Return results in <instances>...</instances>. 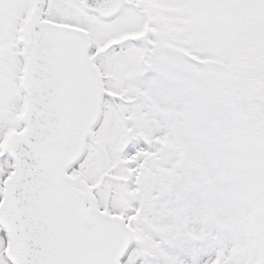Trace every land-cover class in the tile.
Listing matches in <instances>:
<instances>
[{"label": "snow or ice", "instance_id": "snow-or-ice-1", "mask_svg": "<svg viewBox=\"0 0 264 264\" xmlns=\"http://www.w3.org/2000/svg\"><path fill=\"white\" fill-rule=\"evenodd\" d=\"M144 20L136 0H0V264H128L146 145L122 139L124 90L146 67ZM217 257L255 259L200 260Z\"/></svg>", "mask_w": 264, "mask_h": 264}, {"label": "rangeland", "instance_id": "rangeland-1", "mask_svg": "<svg viewBox=\"0 0 264 264\" xmlns=\"http://www.w3.org/2000/svg\"><path fill=\"white\" fill-rule=\"evenodd\" d=\"M149 1L156 3L136 0L142 10ZM158 1L166 8L154 11L162 15L161 24L145 29L172 50L146 60L141 75L154 65L160 77L141 85L131 80L124 90L130 93L127 99H153L126 109L129 117L143 121L136 140L146 145L131 158L143 157L135 186L125 189L127 206L135 204L136 214L128 222L139 243L128 264L137 257L140 264H193L194 259L204 264L218 251L231 253L234 245L254 257V264H264V200L259 203L264 197V0H253L254 5L240 0L245 6L237 0ZM232 1L236 8L226 16ZM224 3L223 24L216 9ZM206 5L207 13L199 14ZM248 8L256 16V35ZM239 17L247 23L242 37L247 46L236 55L230 23L241 25ZM242 62L248 67H241ZM126 171L128 176L121 177L125 184L132 175ZM226 181V189L220 190ZM245 183L254 203L246 201ZM247 208L245 218L239 215L225 224L218 219L227 210ZM247 225L251 231L245 230ZM211 264H221L219 257Z\"/></svg>", "mask_w": 264, "mask_h": 264}, {"label": "water", "instance_id": "water-1", "mask_svg": "<svg viewBox=\"0 0 264 264\" xmlns=\"http://www.w3.org/2000/svg\"><path fill=\"white\" fill-rule=\"evenodd\" d=\"M124 244H125V245L127 244V235H126V237H125V239H124Z\"/></svg>", "mask_w": 264, "mask_h": 264}]
</instances>
